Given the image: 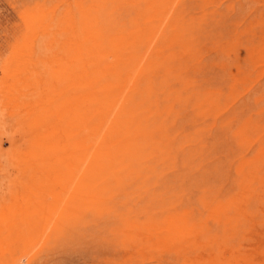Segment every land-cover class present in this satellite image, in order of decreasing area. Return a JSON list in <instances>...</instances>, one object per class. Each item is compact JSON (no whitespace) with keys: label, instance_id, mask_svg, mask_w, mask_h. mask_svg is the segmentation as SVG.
<instances>
[{"label":"rangeland","instance_id":"374dc122","mask_svg":"<svg viewBox=\"0 0 264 264\" xmlns=\"http://www.w3.org/2000/svg\"><path fill=\"white\" fill-rule=\"evenodd\" d=\"M0 264H264V0H0Z\"/></svg>","mask_w":264,"mask_h":264}]
</instances>
